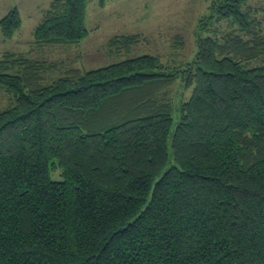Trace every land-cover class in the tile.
Here are the masks:
<instances>
[{
  "label": "trees",
  "instance_id": "obj_1",
  "mask_svg": "<svg viewBox=\"0 0 264 264\" xmlns=\"http://www.w3.org/2000/svg\"><path fill=\"white\" fill-rule=\"evenodd\" d=\"M87 1L52 0L36 48L81 42ZM21 26L17 7L0 19L5 39ZM197 45L184 66L144 54L57 77L2 54L0 264H264L258 9L213 0Z\"/></svg>",
  "mask_w": 264,
  "mask_h": 264
},
{
  "label": "rangeland",
  "instance_id": "obj_2",
  "mask_svg": "<svg viewBox=\"0 0 264 264\" xmlns=\"http://www.w3.org/2000/svg\"><path fill=\"white\" fill-rule=\"evenodd\" d=\"M51 1L0 0V19L15 7L22 17V26L12 38L5 39L0 30V58L4 52H19L58 65L57 71L47 73L48 77H57L72 67L94 69L144 54L184 66L196 55L198 24L209 14L213 0H105L103 6L99 0H88L89 34L77 44L39 49L34 44L33 31ZM248 2L258 9L264 32V0ZM133 34H139L141 39L130 50L117 51L109 44L115 36ZM174 87L180 89L181 81ZM10 104V94L0 90V110Z\"/></svg>",
  "mask_w": 264,
  "mask_h": 264
},
{
  "label": "crops",
  "instance_id": "obj_3",
  "mask_svg": "<svg viewBox=\"0 0 264 264\" xmlns=\"http://www.w3.org/2000/svg\"><path fill=\"white\" fill-rule=\"evenodd\" d=\"M52 2V1H51Z\"/></svg>",
  "mask_w": 264,
  "mask_h": 264
}]
</instances>
